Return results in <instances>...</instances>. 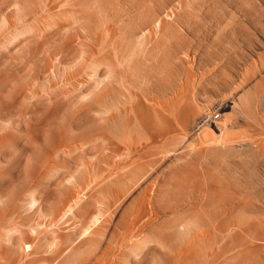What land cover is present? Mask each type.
I'll list each match as a JSON object with an SVG mask.
<instances>
[{"label":"rangeland","instance_id":"obj_1","mask_svg":"<svg viewBox=\"0 0 264 264\" xmlns=\"http://www.w3.org/2000/svg\"><path fill=\"white\" fill-rule=\"evenodd\" d=\"M62 237L103 264H264V0H0V264Z\"/></svg>","mask_w":264,"mask_h":264},{"label":"bare ground","instance_id":"obj_2","mask_svg":"<svg viewBox=\"0 0 264 264\" xmlns=\"http://www.w3.org/2000/svg\"><path fill=\"white\" fill-rule=\"evenodd\" d=\"M212 130H213V128H211ZM203 135H207V136H209V138H210V136H212L211 135V133H210V131L209 130H204L203 131ZM209 134V135H208ZM202 135V136H203ZM157 136V135H156ZM222 138V137H221ZM224 138V137H223ZM225 138H227V137H225ZM204 140H205V138H204ZM213 140H215V139H213ZM217 143H220V141H218ZM144 196V195H143ZM149 198V197H148ZM141 199V198H140ZM150 199V198H149ZM149 199H147L146 198V195H145V197L144 198H142L141 200H139V203H140V206H138L139 208H137L136 209V213H135V215H134V217L133 218H131V220H130V224H129V228H127L128 229V231L129 232H131V234H132V236H133V232H134V234L137 232H139V229L141 228L140 227V222L143 220V218L145 217V216H147L148 215V213L151 211V205H150V200ZM141 201V202H140ZM114 211V210H113ZM66 212V211H65ZM67 213V212H66ZM66 213H65V215H66ZM63 215V214H62ZM104 215V214H103ZM157 215V214H156ZM69 217V216H68ZM96 219L95 220H97L99 217L97 216V217H95ZM100 219V218H99ZM104 220H107V219H105V218H101V221H99V225L98 226H101V224L104 222ZM145 220H146V218H145ZM96 222V221H95ZM92 223H94L93 221H92ZM91 223V224H92ZM104 224V223H103ZM85 225V224H84ZM142 225H144V224H142ZM128 226V225H127ZM85 228L83 229V231H84V233L83 234H85V232L87 233V231H88V234L90 235V233L89 232H92L91 230H93V229H95V228H93V229H91V230H89V226L87 225V226H84ZM91 227V226H90ZM93 227V226H92ZM144 227V226H143ZM83 228V227H82ZM99 229V228H98ZM126 229V230H127ZM144 229V228H143ZM82 230V229H81ZM96 230H97V228H96ZM80 231V230H79ZM82 231V232H83ZM124 231V230H123ZM142 231V230H141ZM81 232V233H82ZM122 233V232H121ZM127 233V232H126ZM140 233V232H139ZM81 236V234H78V236ZM88 235V236H89ZM137 235V234H136ZM79 236V237H80ZM85 236V235H84ZM87 236V235H86ZM85 236V237H86ZM92 236V235H91ZM129 236V235H128ZM139 236V235H138ZM91 238V237H90ZM93 238V237H92ZM64 237H62V239L60 240V242L59 243H57V245H56V247L54 248V251H53V253L47 258L46 257V259H47V263L46 264H103L102 262L104 261L103 260V258H102V260H101V262H100V258H97V257H99V256H97L96 258H94L92 255H91V252H89V253H85L86 251H84L82 248L81 249H79V248H77V245H78V240H76L75 238L73 239V241H72V243L71 244H68L67 243V245H63L64 243ZM89 239V238H88ZM94 239H96V237L94 238ZM99 240H100V238H98ZM138 239V238H137ZM85 241H86V239H85ZM90 242V241H89ZM99 242V241H98ZM97 242V243H98ZM80 243V242H79ZM87 243H88V241H87ZM87 243H85V244H87ZM97 243H95L96 244V246H97ZM77 244V245H76ZM81 244H82V242H81ZM80 244V245H81ZM90 244V243H89ZM99 244H100V242H99ZM88 245V244H87ZM141 244H139V246H140ZM138 246V245H137ZM86 247V246H85ZM91 247V246H90ZM93 247H94V245H93ZM88 248V247H87ZM92 248V247H91ZM91 248H90V250H91ZM137 248H139V247H137ZM89 249V248H88ZM87 249V250H88ZM139 249H141V246H140V248ZM91 251H93V250H91ZM96 251V250H95ZM106 251V250H105ZM104 251V252H105ZM137 252V251H136ZM102 253H103V251H102ZM104 254V253H103ZM94 255V254H93ZM65 256H68V259L67 260H64V258H65ZM139 261V260H138ZM106 262V261H105ZM104 262V263H105ZM109 263V262H108ZM107 263V264H108ZM43 264V263H42Z\"/></svg>","mask_w":264,"mask_h":264},{"label":"built area","instance_id":"obj_3","mask_svg":"<svg viewBox=\"0 0 264 264\" xmlns=\"http://www.w3.org/2000/svg\"><path fill=\"white\" fill-rule=\"evenodd\" d=\"M220 119V112L213 111L210 113H205L203 115L202 122H206L209 124H216V122Z\"/></svg>","mask_w":264,"mask_h":264}]
</instances>
